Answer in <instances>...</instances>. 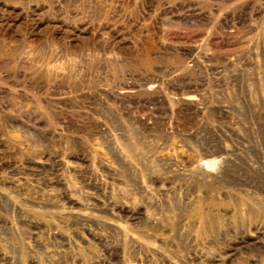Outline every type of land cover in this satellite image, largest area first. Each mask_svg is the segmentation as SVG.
Masks as SVG:
<instances>
[{
	"label": "rangeland",
	"instance_id": "rangeland-1",
	"mask_svg": "<svg viewBox=\"0 0 264 264\" xmlns=\"http://www.w3.org/2000/svg\"><path fill=\"white\" fill-rule=\"evenodd\" d=\"M0 264H264V0H0Z\"/></svg>",
	"mask_w": 264,
	"mask_h": 264
}]
</instances>
